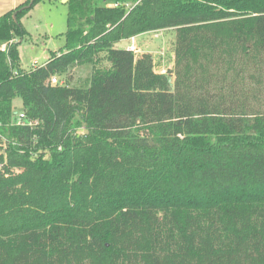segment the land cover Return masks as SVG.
Listing matches in <instances>:
<instances>
[{"label":"trees","instance_id":"16d2710c","mask_svg":"<svg viewBox=\"0 0 264 264\" xmlns=\"http://www.w3.org/2000/svg\"><path fill=\"white\" fill-rule=\"evenodd\" d=\"M40 1L0 16V264H264V0H65L25 71ZM161 30L165 74L115 48Z\"/></svg>","mask_w":264,"mask_h":264},{"label":"rangeland","instance_id":"374dc122","mask_svg":"<svg viewBox=\"0 0 264 264\" xmlns=\"http://www.w3.org/2000/svg\"><path fill=\"white\" fill-rule=\"evenodd\" d=\"M66 14L67 6L64 0H42L21 19V24L27 32V36L18 44L22 70L29 71L35 66L43 65L52 52L63 48ZM18 41L16 39L14 43ZM174 41L175 32L173 30H161L139 35L126 43L118 42L115 48L127 47L135 53L137 58L151 57L155 72L165 74L172 70L174 65ZM105 65L104 63L103 66ZM90 75L91 66L87 65L74 67L66 77L70 86L85 87L89 84ZM57 78V81L65 82V79ZM173 80V75H171L169 77L171 89ZM19 105L20 100L16 99L15 107L19 108ZM0 149H2L1 143Z\"/></svg>","mask_w":264,"mask_h":264},{"label":"built area","instance_id":"2783aa9c","mask_svg":"<svg viewBox=\"0 0 264 264\" xmlns=\"http://www.w3.org/2000/svg\"><path fill=\"white\" fill-rule=\"evenodd\" d=\"M134 38H131V40H133ZM12 42L14 41H11L9 42L8 44L7 43H3L0 45V52L2 53H6L7 52V45L11 44ZM50 83L51 84H59V85H64L65 82L63 81H57V78L56 77H51L50 78ZM16 117V124L18 125H22L23 124V119H24V113L20 112V113H16L15 115ZM0 143L2 144V149L5 147V140L0 136Z\"/></svg>","mask_w":264,"mask_h":264},{"label":"crops","instance_id":"0c3cea01","mask_svg":"<svg viewBox=\"0 0 264 264\" xmlns=\"http://www.w3.org/2000/svg\"><path fill=\"white\" fill-rule=\"evenodd\" d=\"M27 1L28 0H0V16H2L5 13L15 9L19 5L26 3ZM64 2H65V0H64ZM126 41H129V40H126ZM126 41L123 40L120 42L126 43ZM123 49H128V48L124 47ZM0 153H1V149H0Z\"/></svg>","mask_w":264,"mask_h":264},{"label":"water","instance_id":"95a60500","mask_svg":"<svg viewBox=\"0 0 264 264\" xmlns=\"http://www.w3.org/2000/svg\"><path fill=\"white\" fill-rule=\"evenodd\" d=\"M33 1H34V0H30V3H29L27 6H25L23 9L30 8V7H31V5H32V3H33ZM14 16H15V15H14Z\"/></svg>","mask_w":264,"mask_h":264}]
</instances>
